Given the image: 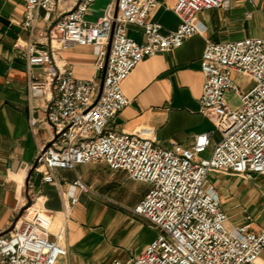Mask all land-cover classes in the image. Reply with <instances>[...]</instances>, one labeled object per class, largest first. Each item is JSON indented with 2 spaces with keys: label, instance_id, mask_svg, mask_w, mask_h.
Returning <instances> with one entry per match:
<instances>
[{
  "label": "built area",
  "instance_id": "obj_1",
  "mask_svg": "<svg viewBox=\"0 0 264 264\" xmlns=\"http://www.w3.org/2000/svg\"><path fill=\"white\" fill-rule=\"evenodd\" d=\"M20 1L24 28L33 29L39 18L47 24L42 36L48 48L30 41L14 44L26 56L29 93L45 98V122L53 130L30 173L40 175L41 184H51L54 170L103 161L112 171L150 184L132 211L158 234L141 254L113 264H264V226L255 230L256 218L249 212L230 224L216 189L207 185L212 171L264 176V36L204 47L199 113L220 135L208 157L201 154L211 145V132L196 135L189 147L165 148L152 132H117L113 126L129 104L122 84L136 65L181 47L198 33L199 12L227 8L235 0H176L171 11L179 23L167 34L149 19L157 0H116L95 21L85 19L95 0ZM130 25L141 29L143 41L128 36ZM53 43L62 50L92 47L101 81L79 79L71 67H59ZM35 69L42 70V77ZM234 74L251 79L252 85L242 88ZM229 91L237 97L236 107L226 98ZM73 187L86 191L78 179ZM68 197L65 214L77 202L74 193ZM39 200L34 197L35 204L26 209L23 203L11 228L0 234V264H56L66 256L65 225L54 227Z\"/></svg>",
  "mask_w": 264,
  "mask_h": 264
},
{
  "label": "crops",
  "instance_id": "obj_2",
  "mask_svg": "<svg viewBox=\"0 0 264 264\" xmlns=\"http://www.w3.org/2000/svg\"><path fill=\"white\" fill-rule=\"evenodd\" d=\"M159 5L149 19L162 26V33L176 29L178 17L171 11L176 0H157ZM116 0H95L85 19L95 21ZM247 4L251 8H246ZM65 8V7H64ZM264 0L252 3L232 1L227 8L204 10L197 14L198 33L182 46L143 59L122 84L129 104L114 120L117 132H152L165 148L174 144L189 147L198 134L211 132V145L201 154L208 157L220 140L212 123L199 113L203 75L200 60L208 42L235 41L249 36H264L262 11ZM24 6L20 0H0V234L8 231L18 216L24 200L40 197L52 215L54 227L64 224L66 256L56 264H113L141 254L156 237L158 230L132 211L150 184L136 182L124 171H112L103 161L81 164L74 170L52 172L55 182L41 184L40 175H30L43 147L53 137L45 122V98L31 96L28 90L25 53L15 48L17 40L35 42L48 48L42 36L47 24L37 19L33 29L22 26ZM127 34L143 41L140 28L130 25ZM53 58L59 67H71L83 80L101 81L103 72L95 67L96 55L90 46L58 49L53 43ZM42 77V70L35 69ZM235 82L247 89L249 78L236 74ZM53 93H47L50 97ZM231 92L226 93V98ZM81 181L86 191L73 187ZM207 185L216 189L222 206L230 215V224L253 207L254 229L264 226V176L236 175L212 171ZM68 193L77 202L69 214ZM260 215L263 219L259 221Z\"/></svg>",
  "mask_w": 264,
  "mask_h": 264
},
{
  "label": "rangeland",
  "instance_id": "obj_3",
  "mask_svg": "<svg viewBox=\"0 0 264 264\" xmlns=\"http://www.w3.org/2000/svg\"><path fill=\"white\" fill-rule=\"evenodd\" d=\"M246 8H251V6H249L247 4ZM262 16H263V23H264V8H263V11H262ZM264 32V29L262 30ZM227 100L229 101L230 105L233 106V107H236L238 105V100H237V97L231 92V94L227 97ZM30 175H32L30 173ZM33 200V198L31 197V195H28V198L24 200V209H26L27 207H29L30 205H34L35 203H32L31 201ZM38 205L39 206H43V203H42V199L40 198V200L38 201ZM44 207V206H43ZM249 212H251L252 214H255L256 210L255 208H251L249 210ZM263 219V215H260L259 217V221Z\"/></svg>",
  "mask_w": 264,
  "mask_h": 264
}]
</instances>
